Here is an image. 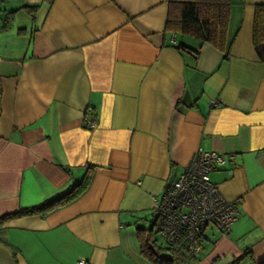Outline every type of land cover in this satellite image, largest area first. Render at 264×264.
I'll list each match as a JSON object with an SVG mask.
<instances>
[{
  "label": "crops",
  "instance_id": "crops-1",
  "mask_svg": "<svg viewBox=\"0 0 264 264\" xmlns=\"http://www.w3.org/2000/svg\"><path fill=\"white\" fill-rule=\"evenodd\" d=\"M229 1L221 50L166 30L168 0H0V264H153L141 237L199 148L237 156L211 179L242 200L239 216L171 264H231L246 250L237 264L264 260V63L252 42L264 0ZM87 173L72 202L2 219Z\"/></svg>",
  "mask_w": 264,
  "mask_h": 264
},
{
  "label": "built area",
  "instance_id": "built-area-1",
  "mask_svg": "<svg viewBox=\"0 0 264 264\" xmlns=\"http://www.w3.org/2000/svg\"><path fill=\"white\" fill-rule=\"evenodd\" d=\"M7 16L5 22L9 21ZM211 107H220L217 100ZM91 107L86 114H92ZM83 124L92 129L97 125L93 117H84ZM233 153L197 149L184 169L171 181L157 201L151 218L156 233L174 251L189 259L197 258L203 250L204 231L214 228L228 234L238 219L240 198L229 200L212 181L211 174L236 164ZM76 264H88L79 259Z\"/></svg>",
  "mask_w": 264,
  "mask_h": 264
},
{
  "label": "trees",
  "instance_id": "trees-1",
  "mask_svg": "<svg viewBox=\"0 0 264 264\" xmlns=\"http://www.w3.org/2000/svg\"><path fill=\"white\" fill-rule=\"evenodd\" d=\"M230 5L229 0H168V14L165 29L179 33L180 35L194 37L201 44L210 43L218 49L224 50ZM37 7V5H27L23 6L22 9L34 18V12ZM252 42L257 56L264 63V4L255 5ZM176 47L192 54L194 58L198 57L199 49L190 48L181 41ZM89 181L90 175L87 173L79 182L71 185L67 191L59 196L43 201L35 206L20 208L4 216L2 219L33 214L45 215L47 212L66 205L79 197L87 189ZM155 235L165 243L156 233L154 227L149 230L146 239L141 237L140 242L141 254L153 264H171L182 255L172 250L165 243L167 250L170 252V256H163L162 249L156 245ZM245 257H251L248 250L237 257L231 264H237ZM255 264H264V260Z\"/></svg>",
  "mask_w": 264,
  "mask_h": 264
},
{
  "label": "rangeland",
  "instance_id": "rangeland-1",
  "mask_svg": "<svg viewBox=\"0 0 264 264\" xmlns=\"http://www.w3.org/2000/svg\"><path fill=\"white\" fill-rule=\"evenodd\" d=\"M156 245L162 249V255L169 257L170 252L167 250V245L155 235Z\"/></svg>",
  "mask_w": 264,
  "mask_h": 264
}]
</instances>
